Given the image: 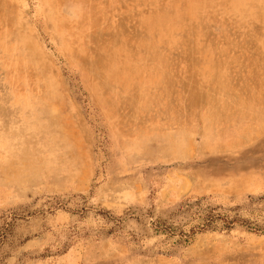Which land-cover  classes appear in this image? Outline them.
<instances>
[{"label": "rangeland", "instance_id": "obj_1", "mask_svg": "<svg viewBox=\"0 0 264 264\" xmlns=\"http://www.w3.org/2000/svg\"><path fill=\"white\" fill-rule=\"evenodd\" d=\"M0 264H264V0H0Z\"/></svg>", "mask_w": 264, "mask_h": 264}]
</instances>
